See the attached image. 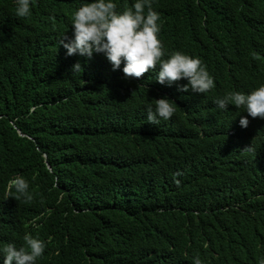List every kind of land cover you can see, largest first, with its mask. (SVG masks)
I'll return each mask as SVG.
<instances>
[{
	"label": "trees",
	"instance_id": "trees-1",
	"mask_svg": "<svg viewBox=\"0 0 264 264\" xmlns=\"http://www.w3.org/2000/svg\"><path fill=\"white\" fill-rule=\"evenodd\" d=\"M81 2L35 0L21 18L0 0V247L32 230L48 240L42 264H258L264 118L215 100L264 84L251 56L264 54V0H152L166 53L198 56L215 78L204 94L160 84L158 66L126 79L103 53L66 55ZM164 96L175 114L147 122ZM17 176L32 197L17 204L18 233L1 200Z\"/></svg>",
	"mask_w": 264,
	"mask_h": 264
},
{
	"label": "clouds",
	"instance_id": "clouds-1",
	"mask_svg": "<svg viewBox=\"0 0 264 264\" xmlns=\"http://www.w3.org/2000/svg\"><path fill=\"white\" fill-rule=\"evenodd\" d=\"M35 0H15V15L25 18L31 15ZM160 14L152 6V0H133L131 6L119 10L116 0H82L72 17L71 38L66 35L61 45L66 55H80L91 59L94 53H103L112 64L113 71H122L125 78H141L150 70H156L155 80L160 84L171 86L174 82L186 79L188 82L179 87V91L204 94L215 88V78L198 56L183 51L166 53L160 39ZM167 56V58H164ZM254 60L264 63V54L253 51ZM82 68L77 62L72 66L73 73ZM220 110H229V105L245 109L251 117L264 118V84L250 92L227 91L215 100ZM177 103L164 96L155 99V106L147 107L146 120L158 125L170 119L176 112ZM240 124L247 127V116L240 118ZM251 147L246 150H251ZM15 192L3 193L6 204L13 208L11 215L5 214L10 223V230L18 233L15 224L17 204L31 200L29 181L17 176L9 181ZM32 230L14 236L12 242L0 247L3 264H42L41 259L47 249V237ZM195 264H209L198 257ZM258 264H264L261 259Z\"/></svg>",
	"mask_w": 264,
	"mask_h": 264
}]
</instances>
